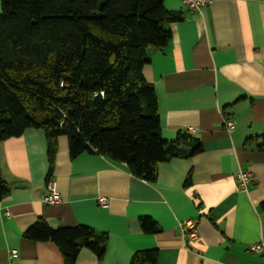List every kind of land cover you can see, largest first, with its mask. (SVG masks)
I'll use <instances>...</instances> for the list:
<instances>
[{
    "label": "crops",
    "instance_id": "obj_1",
    "mask_svg": "<svg viewBox=\"0 0 264 264\" xmlns=\"http://www.w3.org/2000/svg\"><path fill=\"white\" fill-rule=\"evenodd\" d=\"M165 7L183 19L167 25L166 46L150 50L144 77L156 91L163 138L188 134L202 151L161 163L149 182L108 157L72 158L65 136L51 170L42 129L3 141L0 167L10 193L0 201V264H65L55 243L24 238L39 220L52 229L108 233L103 259L83 249L77 264H130L135 253L154 249L156 264H264V252L251 250L264 243V153L245 148L264 134V0H212L202 13L183 0H165ZM225 118L235 122L231 133ZM242 170L254 175L248 191L238 187ZM50 179L61 196L55 205L42 200ZM142 217L160 232L144 233ZM187 220L197 223L196 240L181 229Z\"/></svg>",
    "mask_w": 264,
    "mask_h": 264
},
{
    "label": "trees",
    "instance_id": "obj_2",
    "mask_svg": "<svg viewBox=\"0 0 264 264\" xmlns=\"http://www.w3.org/2000/svg\"><path fill=\"white\" fill-rule=\"evenodd\" d=\"M0 2V144L42 129L51 170L58 139L65 136L72 158L108 157L149 182L161 163L202 151L188 134L176 142L163 138L156 91L143 73L150 50L170 42L167 25L183 19L166 9L165 0ZM181 140L192 149L185 150ZM249 147L264 153V134L249 138ZM9 193L0 167V201ZM140 224L146 234L160 232L149 217ZM24 238L53 242L65 264H77L83 249L102 260L109 235L83 225L52 229L39 220ZM157 260V249L144 250L130 264Z\"/></svg>",
    "mask_w": 264,
    "mask_h": 264
},
{
    "label": "built area",
    "instance_id": "obj_3",
    "mask_svg": "<svg viewBox=\"0 0 264 264\" xmlns=\"http://www.w3.org/2000/svg\"><path fill=\"white\" fill-rule=\"evenodd\" d=\"M212 0H183L185 7L192 13H202V10L211 4ZM224 126L228 132H233L236 128L235 122L229 118L224 119ZM197 129L191 127L189 133L195 135ZM238 187L243 191H248L249 187L254 183V175L248 170H242L237 174ZM49 194L43 197V202L50 205H55L61 202L60 193L57 191L55 183L50 179L47 183ZM107 198L100 199V204L106 206L108 204ZM181 229L183 233L188 237L189 241L196 240L198 238L197 223L192 220H187L181 223ZM251 250L255 253L264 252V243L254 245ZM17 251H13L12 254L16 255Z\"/></svg>",
    "mask_w": 264,
    "mask_h": 264
}]
</instances>
